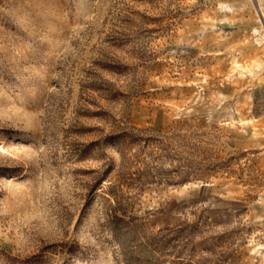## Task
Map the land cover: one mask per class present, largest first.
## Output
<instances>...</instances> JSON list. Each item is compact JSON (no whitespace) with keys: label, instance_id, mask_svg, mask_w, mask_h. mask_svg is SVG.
<instances>
[{"label":"rangeland","instance_id":"rangeland-1","mask_svg":"<svg viewBox=\"0 0 264 264\" xmlns=\"http://www.w3.org/2000/svg\"><path fill=\"white\" fill-rule=\"evenodd\" d=\"M255 3L0 0V264H264Z\"/></svg>","mask_w":264,"mask_h":264},{"label":"bare ground","instance_id":"bare-ground-1","mask_svg":"<svg viewBox=\"0 0 264 264\" xmlns=\"http://www.w3.org/2000/svg\"><path fill=\"white\" fill-rule=\"evenodd\" d=\"M254 2V1H253ZM253 2H252V4H253ZM255 4H256V6H257V8L255 7V9H257L258 10V13H259V20L260 21H262L263 22V24H264V8L262 7V5L258 2V1H256L255 0ZM254 8V7H253ZM254 9V10H255ZM256 10V11H257ZM262 22H261V26H260V28H261V30L260 31H262V32H260L259 31V29H257V28H255L254 30L255 31H257L258 33H257V36H256V40L257 41H261V40H264V25L262 24ZM263 74V77H264V70H263V72H262ZM258 80V79H257ZM260 80V79H259ZM262 81H263V79H262ZM261 216V215H260Z\"/></svg>","mask_w":264,"mask_h":264},{"label":"crops","instance_id":"crops-1","mask_svg":"<svg viewBox=\"0 0 264 264\" xmlns=\"http://www.w3.org/2000/svg\"><path fill=\"white\" fill-rule=\"evenodd\" d=\"M263 2H264V0H263Z\"/></svg>","mask_w":264,"mask_h":264}]
</instances>
